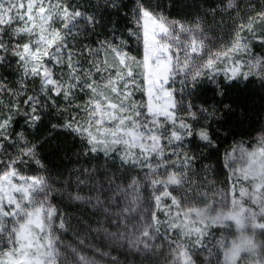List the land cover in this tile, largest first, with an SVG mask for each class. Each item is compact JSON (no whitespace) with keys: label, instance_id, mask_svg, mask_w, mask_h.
Wrapping results in <instances>:
<instances>
[{"label":"snow or ice","instance_id":"snow-or-ice-1","mask_svg":"<svg viewBox=\"0 0 264 264\" xmlns=\"http://www.w3.org/2000/svg\"><path fill=\"white\" fill-rule=\"evenodd\" d=\"M101 7L116 16L129 9L127 26L111 21L106 38L83 43L104 19L98 12L68 0H0V67L14 58L19 76L11 86L0 76V264H122L121 256L124 264L140 256L148 264H264V159L256 171L236 170L237 153L257 152L240 142L225 150L232 179L221 191L211 154L216 125L233 106L197 103L204 82L221 74L220 97L257 79L264 88V56L250 46L264 45V2L218 0L188 22L170 18L160 0H98ZM46 109L62 117L53 128L76 134L84 154L102 155L108 167L74 170L59 189L50 176L28 174L32 163L44 167L38 146L23 132L13 136V126L22 118L36 128ZM194 142L208 152L193 151ZM259 144L264 157V135ZM126 193L134 198L125 202ZM58 195L76 204L83 235L52 203ZM98 214L116 231L99 220L93 227ZM229 221L238 233L231 240L219 231ZM69 230L73 244L62 239ZM99 235L111 251L90 243ZM119 248L127 255L113 254ZM212 249L223 260L201 258Z\"/></svg>","mask_w":264,"mask_h":264},{"label":"trees","instance_id":"trees-1","mask_svg":"<svg viewBox=\"0 0 264 264\" xmlns=\"http://www.w3.org/2000/svg\"><path fill=\"white\" fill-rule=\"evenodd\" d=\"M68 2L81 11L89 13L98 12L104 17L101 25L95 29L94 33H89L87 37H80L83 43H92L93 41L106 38L109 29L105 26L110 24L111 21H116L121 31L127 26V19L124 14L129 9H122L121 15L116 16L110 15L111 10L105 11L102 7L98 9V0H68ZM153 2L155 3V0ZM160 2L168 5L166 14L170 18L188 20L193 19V17L197 16L198 12L206 9L209 5L217 4L218 0H160ZM261 2H264V0H261ZM124 3L131 7V0H124ZM209 25L215 27L211 24L210 18ZM209 25H205V27ZM210 33L212 34V32ZM251 48L260 57L264 56V45L259 41L253 42ZM9 64L10 66L0 67V76H3L8 81L9 86H11L18 80V74L10 60ZM224 82V80H217L215 83L213 81H205L197 96V103L205 104V106L219 107L220 102H228L233 106V112L228 114L223 122L216 125V127L220 128V133H216L218 151L212 152L211 162L216 168L214 175L219 184H223L231 176L232 171L231 168H225L221 164L220 157H222L225 150L235 147L240 142V147L245 148L246 152H252L259 149L261 146L259 138L264 135V88L260 87L259 79L248 88L244 87L243 84L237 87L226 88V95L220 97L216 94L217 84ZM63 118L66 119L67 114H64ZM61 119L62 117L55 110L46 109L42 122L36 128L27 127L22 118H17V122L13 126V136L17 131L23 132L29 140L38 146L37 159L44 166V174L50 176L56 182L55 186L57 188L60 187L63 179H67L68 174L74 170L82 168L96 169L99 166V171L102 172L108 167V165L103 164L104 157L102 155L94 158L96 154H92L91 156L84 154L87 153V148L76 134L69 133L62 128L52 127V125L59 124ZM189 147L193 151L203 150L198 149L195 142L190 144ZM203 151L208 152V150ZM246 158L247 155L241 156L240 153L236 154V159L232 162L236 170H239L244 165ZM205 162L207 163L208 161L206 160ZM110 171L115 172V169H110ZM116 175H121V173H116ZM98 179L102 180L104 178L98 177ZM117 183L119 184L120 181H117ZM52 200L63 213L72 218L74 227L80 233H83V227L76 224V220L74 219L81 215L80 211L76 208V204L69 202L66 197L59 195L54 196ZM94 220L100 221L101 218H98L96 215L89 219V223L93 227H96V224L92 223ZM70 231L64 234L67 236L75 234L74 236H76V233ZM219 231L228 240L238 235L236 228L232 224L226 230L220 229ZM205 255V253H202L201 258H205ZM131 260L141 261V264L147 262H144L142 256L138 259L132 257Z\"/></svg>","mask_w":264,"mask_h":264},{"label":"rangeland","instance_id":"rangeland-1","mask_svg":"<svg viewBox=\"0 0 264 264\" xmlns=\"http://www.w3.org/2000/svg\"><path fill=\"white\" fill-rule=\"evenodd\" d=\"M25 3H26V0H25ZM191 20L192 19L182 20V21L188 22V21H191ZM35 22L37 24L40 23L39 20H37ZM206 27H208V26H206ZM208 35H210V36L211 35H214V32H212V34L210 32H208ZM253 54L255 56H257V57H260L258 54L254 53V52H253ZM243 58L244 59H248L247 56H245ZM10 61H11L12 65L16 68V63L14 61V58H10ZM18 79H19V76H18ZM217 80L218 81L224 80L223 75L222 74L221 75H218L217 78H216V81ZM206 81L209 82L211 80H206ZM137 95L139 96V93H137ZM80 118L81 119L84 118L83 117V114H81V117ZM258 150L259 149L252 151V152H257V155L255 157H249V156H247L246 162L244 163V165H242L241 168H239V170L240 169H247V170H250V171H256V170L259 169L260 162H261L262 159H264V157H261L259 155V151ZM27 172H28V174H35V175H43V176H46L44 174V172H43V168H40V165L35 164V163H32L30 165V167L27 169ZM231 179H232L231 176L227 178V180H229V182H231ZM119 184H120L121 187H124V185L121 182ZM218 188L222 191L223 190V184H218ZM58 189H59V187H58ZM125 195H126V201L125 202H127V200H130V199H133L134 198L135 193H126ZM52 203L54 204L53 200H52ZM97 217L98 218H101L100 221H102L103 223H105L106 226L109 228L110 231H116V229H115V227L113 225L107 224V220L103 216V214H98ZM227 223H229L230 225L232 224L235 227L234 222L229 221ZM70 232H72V231H70ZM74 235L75 234H71L70 235L71 237H70V236H67V235L64 234L62 236V239L65 241L66 244H73L74 241H75V239H76V236H74ZM81 235H83V233H81ZM235 237L236 236H234V238ZM89 241H90L91 244L97 245V246H99L101 249H103L105 251H111L112 250L111 241L107 240L103 235L91 236V237H89ZM118 252H123V253H125V255H127V249L126 248H119L117 251H114L113 254H117ZM212 253H213L212 255H209V253H205L206 254L205 255L206 256L205 258H208V259H210V260H212L214 262L216 260V258H217V254H218L219 257H220V259L222 260V258H223V251L222 250H220L219 253H217V250L216 249H212ZM89 254H91V252H89ZM221 256H222V258H221ZM142 258H143L144 262L147 261V260H145V258L143 256H142ZM120 259H121L122 264H124L125 257L124 256H121ZM152 260L154 262L156 260V257H153ZM131 262H132V264H141L142 263L141 261H136V260L135 261L134 260H131ZM144 264H148V261L146 263H144ZM161 264H163V261H161Z\"/></svg>","mask_w":264,"mask_h":264}]
</instances>
